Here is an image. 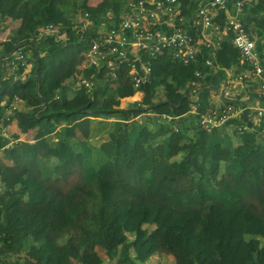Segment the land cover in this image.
I'll return each mask as SVG.
<instances>
[{
    "label": "trees",
    "instance_id": "16d2710c",
    "mask_svg": "<svg viewBox=\"0 0 264 264\" xmlns=\"http://www.w3.org/2000/svg\"><path fill=\"white\" fill-rule=\"evenodd\" d=\"M194 1L181 0L185 6L194 5ZM126 2L103 0L93 7L88 0H0V19L21 21L5 42L4 52L33 44L34 54H28L32 70L25 81L13 77L2 81L0 124L5 113L1 105L4 95L11 99L20 95L24 101L34 100L32 121L43 131L34 142L18 143L6 150L21 164L24 174L18 180L19 195L6 190L2 197L0 245L5 244L7 251L0 264H16L12 260L18 253H30L33 245L37 247V264H78L62 252L60 239L69 228L83 237L82 248L100 238L118 247L115 253L100 246L91 264L104 263L103 251L112 264H145L158 253V244L172 251L185 238L186 264H264V138L250 132L206 133L190 120L195 140L183 148L188 137L183 140L178 120L188 119L164 118L165 114L181 117L190 110L183 89L196 79L198 69L206 71L203 62L185 65L170 55L154 59L150 81L140 89L144 97L138 108L137 102L120 107L121 99L135 93L123 73L115 79L105 70L79 68L102 22H110L108 13L117 23ZM245 12L258 48L264 52L259 47L264 40V0L247 4ZM85 13L94 19V25L83 35L74 29L73 21ZM51 24L60 26L69 40L57 41L52 34L37 42L38 29ZM219 61L241 68L238 51L229 40L223 44ZM79 75L87 79L96 75L107 84L98 93L74 84L76 90L70 96L73 85L66 81L75 82ZM208 83L216 85V79L211 77ZM159 92L164 99H158ZM105 97L108 100L103 101ZM143 111L154 116L149 118L155 128L148 138L143 135L144 121L137 119ZM57 117L67 120L59 129L54 122ZM95 117L100 118L98 133L106 136L101 143L90 140ZM111 117L116 119L111 121ZM19 125L22 129L28 126L21 119ZM69 125H76L82 138L71 134ZM221 163L226 164L225 172L232 178L219 191L214 176ZM170 169L179 174L192 171L195 192L169 188L163 181ZM74 173L78 182L67 190ZM246 176L254 178L242 179ZM48 202L52 208L46 210ZM37 208L43 213L36 220L29 219L28 211ZM248 212L258 213L261 221L248 217ZM85 216L88 222H77ZM231 240L235 249L224 256L219 246Z\"/></svg>",
    "mask_w": 264,
    "mask_h": 264
},
{
    "label": "built area",
    "instance_id": "2783aa9c",
    "mask_svg": "<svg viewBox=\"0 0 264 264\" xmlns=\"http://www.w3.org/2000/svg\"><path fill=\"white\" fill-rule=\"evenodd\" d=\"M258 2L261 0H195L194 5L185 6L181 0H127L117 23L112 13H108L110 22H102L91 46L83 53L79 68L105 70L106 75L115 79H120L123 73L135 90L133 96L123 99H135L131 103L141 105L143 99L136 94L144 97L140 89L150 81L154 59L170 55L185 65L203 62L206 71L198 69L196 79L183 89L190 101V110L181 117L165 114L164 118L171 121L186 117L206 133L250 132L264 138V52L258 48V38L246 22L245 12L247 4ZM73 24L84 35L93 27L94 19L89 13L79 14ZM52 34L57 39L67 36L60 26L51 24L41 27L36 37L40 41ZM7 40L0 34V91L3 80L13 77L25 81L32 67L26 46L4 52ZM226 40L238 51L241 68L220 63V51ZM211 77L216 79V85L208 83ZM106 84L107 81L96 75L91 79L79 75L75 80L76 88H84L89 93H98ZM216 91L218 98L212 101L209 93ZM4 97L2 122L9 120V112L13 113L24 101L20 95L13 99L7 94ZM178 127L176 124V130ZM12 143L7 142L5 149ZM6 187L0 171V202Z\"/></svg>",
    "mask_w": 264,
    "mask_h": 264
},
{
    "label": "crops",
    "instance_id": "0c3cea01",
    "mask_svg": "<svg viewBox=\"0 0 264 264\" xmlns=\"http://www.w3.org/2000/svg\"><path fill=\"white\" fill-rule=\"evenodd\" d=\"M101 2H103V0H88V4L90 6H93V7L98 6ZM0 20L2 22L3 21L10 22L9 18L8 19L7 18H1ZM12 21H14L17 24H20L19 20H12ZM8 31H10V28L8 29ZM8 31H5L6 32L5 34H8ZM2 34L5 36V38H9L8 36H6L4 34V32H2ZM62 39L64 42L65 41L67 42L69 40V38H62ZM128 103H131V102H128ZM30 105H32V106L35 105V102L32 98L19 103V114H15V112L10 113L9 120H8L10 122L3 125L0 128V170L4 173L5 179H6L5 181L7 183V186L9 187L8 189H5V191L6 190L11 191V195H13V196L19 195L18 192H20V191H19V186H18V180L24 174V170H23L20 163H18L14 159H11L8 156L6 150L13 148L18 143H20L22 145L32 143L35 141V138L38 135H41L43 133L42 129L39 126L35 125L32 121V115L30 113L31 111H29L32 109V108H29ZM96 118H98V117H95V119H94L95 121H96ZM20 119H21L22 123L28 125L25 129H22L19 127V120ZM137 119H140V118H137ZM97 120H99V119H97ZM95 121H93V123ZM54 122H55L56 128L59 129L60 127L66 125L67 120L65 117H57V118H55ZM93 123H92V125H93ZM92 125H91V127H92ZM68 130L70 131L71 134H75V135L77 134L80 138H82V136L77 131L76 125H69ZM91 130H92L91 134L93 137L92 139H90L91 141H93L94 139H102L103 140L106 137V136H102V134H100L98 132H97V134L93 133V128H91ZM7 142H13V143L11 144L10 148L5 149V145ZM223 164L224 163L220 164L219 169L214 176V179L217 180L215 187L219 191L222 190L224 188V186L227 184V182L232 178V175L227 174L225 172V165L226 164L224 166H223ZM187 173L192 176L193 180H195V177L193 176L192 171H188ZM186 174H179V173L175 172L173 169H170L169 174L167 175V177L164 179L163 182L169 188L173 189L174 191L185 190L188 193L195 192L196 187H195L193 182H192V184H190V180L188 181L187 186L184 189H177V186L175 184H173V182L171 181L172 179H175L178 177L181 178V177L185 176ZM253 178L254 177L246 176L242 179L249 180V179H253ZM186 179H188V178L186 177ZM12 181L13 182L17 181V183L12 185L11 184ZM192 187L195 188V190H193ZM5 191H4V194H5ZM25 198H27V197H25ZM2 205H3V203L1 201L0 202V209L2 208ZM261 205H262V207H264V200L262 201ZM46 206H47V208H46ZM46 206H45L46 210H49L50 208H52V205L50 202H48L46 204ZM34 211H38L37 214H35ZM30 212H33V214L36 215V218H38L39 215H41L43 213L42 210H40L38 208L32 209ZM247 216L253 217V218L257 219V221H261V219H262L261 216L255 212H248ZM36 218H35V220H36ZM84 219H88V217L87 216L81 217L77 220V222L85 221ZM217 225L220 229H222V226L220 225V223H218ZM69 231L72 232L73 230L71 228H69ZM73 233H74V231H73ZM73 233H71V234L66 233V235L62 239H60V244L62 246V252L64 254L69 255L75 263H78V264L90 263L91 264L92 258L99 252L100 246H102L103 248H105V247L109 248L110 247V248H112L111 250L113 252H115V253L117 252V248H118L117 246L112 245V243L109 242L108 239L106 240L104 238H100L96 243L94 242L95 244L90 243L89 245L84 247L83 253H82L81 243L83 240L80 241L79 239H77L78 236L75 233L74 234ZM227 233H229V236H230V232H227ZM185 239H187V238H185ZM77 242H79V244H78V252L76 253L75 245ZM231 242H232V240L228 244H223V245L220 244L219 248L223 252L224 256L230 255L234 251L235 248ZM36 252H37V247H36V245H33L31 247V253L19 254V256L17 255V257H24L25 258L24 264H37V258L35 257ZM170 253H171V251L168 248H166L165 245L158 244V253L153 255L145 264L150 262L153 258H159V260H160V258H161V260L165 259V258L168 259V258H170V255H169ZM32 255L35 258L33 262H31L29 260V258ZM102 257H104V263L103 264H112L108 254L105 251L102 252ZM185 262L187 263L186 260H185Z\"/></svg>",
    "mask_w": 264,
    "mask_h": 264
},
{
    "label": "rangeland",
    "instance_id": "374dc122",
    "mask_svg": "<svg viewBox=\"0 0 264 264\" xmlns=\"http://www.w3.org/2000/svg\"><path fill=\"white\" fill-rule=\"evenodd\" d=\"M8 19V18H7ZM9 21L10 22H6V21H1L0 20V34H2V32H4V34L6 33L5 31H8V29L10 28V31H8V34H5L6 36H8V37H10V35L12 34V32H13V30H15L16 28H18V27H20V25H21V21H20V24H17V23H15L14 21H12V19H10L9 18ZM39 30V29H38ZM10 32V33H9ZM4 36V35H3ZM5 37V36H4ZM62 38H67V36H65V37H58V39H57V41L59 40V41H61V40H63ZM37 42H39V40H37ZM33 44H30V47H27L28 49V52H29V55L30 56H32L33 57V47L31 48V46H32ZM259 47L260 48H264V40H262V41H260L259 42ZM33 61V60H32ZM30 68V67H29ZM31 70H32V67H31ZM26 75H27V73H26ZM26 75H25V77H26ZM29 75H27V77H28ZM66 84H68V85H70V86H72V90L70 91V93H69V95L70 96H73L74 95V90H76L75 88H74V84H75V82L74 81H72V80H67L66 81ZM110 85L112 86V87H114L115 86V84L113 83V82H110ZM218 91H216L215 93H209V97H210V99H212V101H214L215 99H217L218 98ZM108 96H109V94H107L106 93V97L108 98ZM138 96L141 98L142 97V99H143V95L141 96V94L139 93L138 94ZM105 97V98H106ZM164 97H165V95L162 93V92H159V94H158V99H160V100H162V99H164ZM104 99L103 101H105V100H108V99ZM135 99H121V104H120V107L121 108H127V107H131V106H129V103L128 102H131V101H134ZM22 102V101H21ZM20 102V103H21ZM104 103V102H103ZM102 103V104H103ZM102 104H101V106H102ZM34 106H36V104L35 105H30V107L29 108H32L31 110H29V111H31L30 113H31V115H32V112H33V108H34ZM142 106V104L141 105H136L135 107L136 108H138V107H141ZM134 107V106H133ZM15 112V114H19V104H18V108L14 111ZM9 113H11V112H9ZM138 117H140V119L142 120V121H144V123H145V129H144V136H145V138H148L149 136H150V134H151V132L154 130V125H153V122H152V120L151 119H149V118H152V117H154L153 116V113H151V112H145V111H143ZM97 119H99L100 120V118H96V121L93 123V125H92V127L91 128H93V133H95V134H97V132L99 131V124L100 123H98L99 122V120H97ZM116 119V117H111L110 118V120L112 121V120H115ZM20 121V120H19ZM178 123H180V128H181V130H183V134H182V137H183V140H184V138H187L188 137V139H187V142L186 143H183L182 142V146H183V148L184 147H189V146H191V144L193 143V141L195 140L194 139V128H192V122L188 119V120H182V119H179L178 120ZM19 127H20V125H19ZM61 128V127H60ZM187 129H188V131H187ZM92 131V130H91ZM56 141V140H55ZM103 140L102 139H94L92 142H95V143H101ZM175 141H177V140H175ZM175 143H178V141L177 142H175ZM225 165V163L223 164V166ZM23 172V171H22ZM188 174V173H187ZM185 175V176H183V177H181V178H175V179H172L171 181L173 182V184H175L176 186H177V189H184V188H186V186H187V183H188V181L190 180V184H192V182L193 183H195V180H193V178H192V176L191 175ZM192 174V173H191ZM193 176H194V174H193ZM186 177L188 178V179H186ZM195 177V176H194ZM258 177V176H257ZM214 181H215V184H216V179H214ZM58 182H60V181H58ZM78 182V174H76V173H74L73 175H71L70 176V178L68 179V184H67V186L65 187L67 190L68 189H70L73 185H75L76 183ZM15 183H17V181H12L11 182V184L12 185H14ZM17 185V184H16ZM192 189L193 190H195V188H193L192 187ZM17 192V191H16ZM46 208H47V206H46ZM45 208V209H46ZM31 211V210H30ZM28 212L27 214V216H28V218L29 219H31V220H33V219H35L36 218V215H34L33 214V212ZM35 212V214H37V212L38 211H34ZM38 216V215H37ZM85 221H89L88 219H84ZM67 233H69V234H71V233H73V231L72 232H70L69 230H68V232ZM75 233V232H74ZM73 233V234H74ZM66 238V237H65ZM77 239H79L80 241L81 240H83V237L81 236V237H79L78 236V238ZM186 239H182V240H180V242H179V244L178 245H175V250H172L171 251V253L169 254L170 255V258H168V259H162L161 260V258H160V260H159V258H153L150 262H148L147 264H186V262H185V260H186V257H187V252H186ZM78 244H79V242H77L76 243V245H75V249H76V253L78 252ZM185 248V249H184ZM84 248H82L81 247V251L83 250ZM177 250V251H176ZM6 251H7V246L5 245V244H1L0 245V263L2 262V256H3V254L4 253H6ZM173 251H175V252H177L176 254H173L172 252ZM31 253V252H30ZM19 254H21V253H18V256H19ZM34 256L32 255L30 258H29V260L31 261V262H33L34 261ZM15 260V262H16V264H24V262H25V258L24 257H17L16 256V259L14 258L13 260H12V262Z\"/></svg>",
    "mask_w": 264,
    "mask_h": 264
},
{
    "label": "water",
    "instance_id": "95a60500",
    "mask_svg": "<svg viewBox=\"0 0 264 264\" xmlns=\"http://www.w3.org/2000/svg\"><path fill=\"white\" fill-rule=\"evenodd\" d=\"M216 88H218V86Z\"/></svg>",
    "mask_w": 264,
    "mask_h": 264
}]
</instances>
